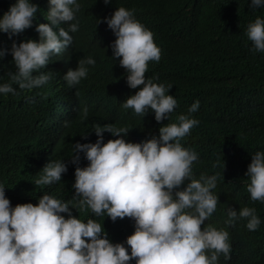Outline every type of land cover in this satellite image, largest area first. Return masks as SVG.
I'll return each mask as SVG.
<instances>
[{"label":"trees","instance_id":"16d2710c","mask_svg":"<svg viewBox=\"0 0 264 264\" xmlns=\"http://www.w3.org/2000/svg\"><path fill=\"white\" fill-rule=\"evenodd\" d=\"M16 0H0V18ZM38 7L32 27L11 35L0 32V86L11 83L10 73L16 68L11 49L13 43L29 40L40 42L36 28L48 20L49 0H29ZM80 11L72 22L54 26L67 30L77 23L79 30L69 33L72 44L33 76L48 74L44 85L31 90L19 89L15 95L0 93V185L11 207L32 203L37 205L43 195H50L69 204L72 216L87 222L95 220L104 229L112 244H126L134 234L135 221L129 218L113 222L107 214L96 216L90 208L79 207L75 197V171L89 166L85 153H79L78 164L72 163L75 144H95L96 128L111 125L127 127V135L114 136L104 132L103 142L124 139L142 143L156 137L159 128L179 123L186 115L199 121L181 141L184 148L193 150L198 160L193 162V178L218 175L213 194L218 197L216 211L204 222L229 233L230 260L219 255L218 264H264V202L253 201L248 192L250 177L245 173L256 152H264V52L254 51L248 39L250 24L257 18L264 20V6L251 7V0H77ZM124 7L134 10V18L154 34L161 49L159 62L148 63L146 79L172 88L177 107L167 119L157 122L155 113L145 116L125 109L122 104L143 86L128 87L127 70L120 66L121 58H114L111 45L116 36L104 22ZM100 21V23H99ZM167 28V29H166ZM164 30L166 32H164ZM11 35V39L9 36ZM93 58L88 75L79 84L69 87L64 76L76 70L78 61ZM158 77V79H155ZM199 101V109L189 108ZM87 109V115L84 110ZM61 161L67 172L60 182L36 185L42 170L50 163ZM215 165V166H214ZM185 180L179 189L190 183ZM254 208L260 219L257 230L247 229V219H237L228 226L227 209L237 213ZM191 211V210H190ZM68 218L67 213H61ZM103 238V237H101ZM211 255V253H208ZM130 264H136L135 260Z\"/></svg>","mask_w":264,"mask_h":264},{"label":"clouds","instance_id":"9594fccd","mask_svg":"<svg viewBox=\"0 0 264 264\" xmlns=\"http://www.w3.org/2000/svg\"><path fill=\"white\" fill-rule=\"evenodd\" d=\"M50 24H40L36 31L40 42L29 40L12 45L11 55L18 69L9 74L11 83L0 86V93L17 94L19 89H33L47 83L48 74L33 76L45 68L52 55L67 49L79 30L77 23H70L67 30L54 26L72 22L80 11L77 0H49ZM107 5L111 0H104ZM264 6V0H251V7ZM38 7L29 0H16L9 11L0 18V32L17 35L32 27ZM116 36L111 45L114 58L127 70L129 88L143 86L130 96L122 106L145 116L149 109L159 123L177 107L172 88L146 79L148 63L159 62L161 49L154 41V34L134 18V10L118 8L111 19L104 21ZM100 23V21H99ZM11 35L9 38L11 39ZM254 51L264 52V20L257 18L247 31ZM5 52L0 50V59ZM96 61L88 57L78 61L76 70L64 76L69 87L87 77L88 67ZM155 79H158L156 77ZM199 109V101L189 108V113ZM87 115V109L84 110ZM179 123L159 128V138L146 142L130 143L124 139L103 142V133L114 136L127 135V127L116 129L111 125L97 127L95 144H75L73 164H78L79 153H85L89 166L75 171L76 195L79 207L90 208L96 216L107 214L113 222L118 218L135 221L134 234L126 244H112L104 229L93 219L86 223L72 216L69 204L50 195H43L37 205L32 203L11 207L0 185V264H218L220 254L230 260L229 233L217 230L204 222L216 211L218 197L213 194L218 175H201L193 178L192 165L198 160L195 151L184 148L180 141L199 121L186 115L178 117ZM215 166V165H214ZM36 185L60 182L67 172L61 161L48 164ZM250 177L248 192L253 201L264 202V152H256L245 173ZM185 180L191 182L179 191ZM191 210V211H190ZM61 213H67L65 219ZM225 223L234 227L237 219H247V229L257 230L260 219L254 208L244 207L239 213L228 208ZM103 237V238H101ZM208 253H211L209 255Z\"/></svg>","mask_w":264,"mask_h":264},{"label":"bare ground","instance_id":"6f19581e","mask_svg":"<svg viewBox=\"0 0 264 264\" xmlns=\"http://www.w3.org/2000/svg\"><path fill=\"white\" fill-rule=\"evenodd\" d=\"M167 29V28H166ZM164 32H166L165 30H164Z\"/></svg>","mask_w":264,"mask_h":264}]
</instances>
